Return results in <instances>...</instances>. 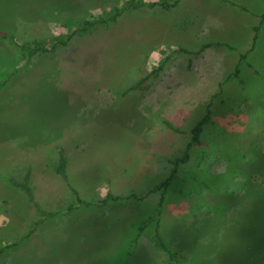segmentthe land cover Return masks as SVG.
<instances>
[{"label":"rangeland","instance_id":"rangeland-1","mask_svg":"<svg viewBox=\"0 0 264 264\" xmlns=\"http://www.w3.org/2000/svg\"><path fill=\"white\" fill-rule=\"evenodd\" d=\"M127 1L0 0V264H264V0Z\"/></svg>","mask_w":264,"mask_h":264},{"label":"trees","instance_id":"trees-1","mask_svg":"<svg viewBox=\"0 0 264 264\" xmlns=\"http://www.w3.org/2000/svg\"><path fill=\"white\" fill-rule=\"evenodd\" d=\"M229 3L234 5V6L239 7L241 9L242 8L245 9V7H243L239 3H234L232 1H229ZM144 4L147 6H150V7L155 6V5H160V6H163L165 8H169V7H172L174 5V3H166V2H143V1H136V0H128L126 4L115 8L110 13L105 14L104 16L98 17L95 20L98 22H102V23H106L108 21H114L116 19V17H118L120 14H122V12L124 10H126L130 7L135 8L137 6L144 5ZM10 38H11V40H13L12 37H10ZM255 38H256V32L253 36V41ZM210 44H212V43L207 44V46ZM215 44H219V43H215ZM16 45L22 53H25L28 56H31V55H34V54L40 53V52H45L47 50H49V51L54 50V45L50 49H45L39 41L20 42V43L18 42V43H16ZM244 57H245V53H240V58L243 59ZM235 72L236 73L238 72V67H236ZM4 75L5 74H3L2 76H4ZM6 80L7 79L2 80V82H0V85H3L6 82ZM134 87L135 86H131L130 89H132ZM209 117H210L209 111H207V113L193 126V128L191 129L190 140L187 143L186 147L184 148L182 154L180 156H177V157L170 160L171 169H170L169 174L163 180H161L160 182H158L155 185H153L152 187H150L146 191V193L142 194V195H138L134 192H130V193L125 194V195H120V194H113L112 192L109 191L102 198L92 199V200L83 199L79 196L78 191L69 184L67 172H66V159L63 155H60L58 162L54 168L55 172L67 184V186L70 189L71 194L75 197V199L77 201L76 205L69 206L67 208V210L76 209V208L84 207V206H90V205L105 206L108 203L119 201V200L142 199L149 193H159L160 196H159V199H158V201L154 207L153 215L151 218V220H154L155 222L158 221L160 214H161V210H162V204L164 201V193L167 190L171 180L174 178L175 174L177 173L180 164L184 163L188 160L189 148L193 145H201L202 144V142L200 140L201 126L204 122L209 120ZM166 123L168 124V122H166ZM12 183L14 186L19 187L25 193V195L27 196V199L36 206L38 212L41 214V217L46 216V215L49 216V215H52L54 213H57V211L46 212L43 209H41L37 205V203L35 202L33 192H32L31 187L29 185V170H28V168H27V172L24 175L22 181L12 180ZM41 220L42 219H40L35 225L40 223ZM146 223H147V221L143 222L140 225L138 230L141 231ZM159 244L163 250H166L169 253V256L172 259V261L175 262L173 259V255L170 252L169 248L160 240H159Z\"/></svg>","mask_w":264,"mask_h":264}]
</instances>
